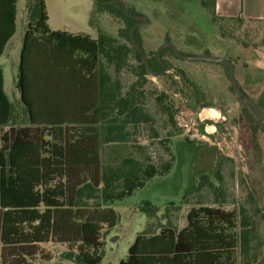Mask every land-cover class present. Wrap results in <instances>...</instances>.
<instances>
[{"label": "trees", "instance_id": "16d2710c", "mask_svg": "<svg viewBox=\"0 0 264 264\" xmlns=\"http://www.w3.org/2000/svg\"><path fill=\"white\" fill-rule=\"evenodd\" d=\"M216 1L201 0V5L209 10L223 36L233 22L264 21L243 14L220 16ZM17 3L0 0V57L16 33ZM114 5H118L115 13L131 29L136 20L120 3L101 6ZM27 7L15 83L25 105V125L16 126L0 67V264L50 261L51 254L41 247L48 242L66 246L60 253L64 260L100 264L103 234L119 221L107 199L131 194L157 171L147 166L140 178V164L134 158H124L119 165H103L102 127L107 141L122 142L129 124L137 128L151 120L133 95L136 84L123 93L120 81L111 76L107 66L114 65L119 71L126 63L124 58L135 49L140 56V76L149 70L133 45L118 52L110 45L111 38L104 37L107 48L102 36L52 30L45 0H27ZM128 10L137 14L131 7ZM136 39L139 42L137 35ZM168 51L178 57L170 47L161 51V57ZM226 58L236 68L235 61ZM158 63L155 56L149 58L151 67ZM258 70L263 73V69ZM176 71L186 81L185 72ZM197 97L194 94L191 99L196 101ZM255 101L264 112V92ZM162 109L168 125L178 130L176 110L166 103ZM249 109L251 129L264 132L254 110ZM170 166L166 164L165 171ZM256 209L259 211L258 206ZM154 214L148 210L149 216ZM260 253L257 226L248 208L229 211L199 206L189 210L181 229L167 222L158 232L137 234L118 264H264Z\"/></svg>", "mask_w": 264, "mask_h": 264}, {"label": "rangeland", "instance_id": "374dc122", "mask_svg": "<svg viewBox=\"0 0 264 264\" xmlns=\"http://www.w3.org/2000/svg\"><path fill=\"white\" fill-rule=\"evenodd\" d=\"M123 1L137 14L147 16L145 24L134 29L135 42L147 58L168 38L185 54L207 51L215 56L226 55L236 63L235 75L243 90L254 100H260L264 92V21L233 22L232 29L223 36L201 0ZM45 3L52 30L111 38L110 45L118 52L133 45L126 20L115 13L118 5L108 8L97 0ZM17 6L16 33L0 57V67L4 70L5 91L16 126H21L27 123V115L15 83L29 12L27 0H18ZM124 59L126 63L119 71L114 65H108L107 70L120 81L123 93L136 84L133 95L151 120L137 128L129 124L128 135L122 142L107 141L102 127L103 165H119L124 158H134L140 164V178L145 176L142 172L147 166L152 165L157 171L134 187L131 194L107 199L117 211L119 221L103 234L100 264H118L141 232H158L167 222L181 229L187 223L189 210L199 206L229 211H238L241 206L248 208L257 226L260 256L264 259V132L251 129V111L238 103L226 65L175 57L168 51L164 55L165 73L156 75L149 70L140 76L139 53L132 49ZM257 64L263 73L256 69ZM177 69L185 72L186 81ZM260 76L263 79L259 80ZM248 77L259 81L247 82ZM194 94L198 96L196 101L191 99ZM163 103L176 110L178 130L168 125ZM168 163L171 166L165 171ZM148 210L155 214L149 216ZM66 249L64 244H51L49 249L47 246L52 259L44 263L75 264L60 256Z\"/></svg>", "mask_w": 264, "mask_h": 264}, {"label": "water", "instance_id": "95a60500", "mask_svg": "<svg viewBox=\"0 0 264 264\" xmlns=\"http://www.w3.org/2000/svg\"><path fill=\"white\" fill-rule=\"evenodd\" d=\"M105 2H107V3H120L123 10L127 14H129L130 16H132L135 19H140L142 21L141 22L142 24H145V22L147 20V16H145V15H136V14L130 13L126 3L123 0H107ZM138 25L139 24L136 23L131 28V34H130L131 35V42L136 48H138L140 50V52L142 53L143 62L146 64L148 69H150L149 61H148V58H147V55H146L144 49L139 44H137L135 42V39H134V29ZM167 46L171 47L173 49L174 53L181 58L196 59V60H207V61L218 62V63H222V64L226 65L228 67V77H229L230 85L237 95L238 103L241 106H250L254 110L255 114L257 115L258 119L260 120L261 124L264 127V112L262 111L261 107L258 105V103L252 97L244 94V91L241 88V86H240V84L236 78V75H235V65L233 64V62L231 60H229L225 56H215V55H211V54H185V53L180 52V50L177 48V46L171 41H166L162 46H160L157 49V52H156L157 55L159 56L160 50L163 49L164 47H167ZM163 72H164V67L160 73H163Z\"/></svg>", "mask_w": 264, "mask_h": 264}, {"label": "crops", "instance_id": "0c3cea01", "mask_svg": "<svg viewBox=\"0 0 264 264\" xmlns=\"http://www.w3.org/2000/svg\"><path fill=\"white\" fill-rule=\"evenodd\" d=\"M216 13L220 16H238L239 14H243L245 17L248 18H257V19H264V0H217L216 1ZM208 54V53H203ZM225 56L226 55H221ZM256 69H262L261 66L258 64L256 65ZM256 78V77H255ZM253 78L256 80L258 78ZM248 79L252 81V78ZM56 243L48 242L42 243L41 247L44 249L46 253H50L46 250L47 246ZM52 256V255H51ZM38 264V263H37ZM39 264H45L44 262H39Z\"/></svg>", "mask_w": 264, "mask_h": 264}, {"label": "flooded vegetation", "instance_id": "af4514ba", "mask_svg": "<svg viewBox=\"0 0 264 264\" xmlns=\"http://www.w3.org/2000/svg\"><path fill=\"white\" fill-rule=\"evenodd\" d=\"M98 1V3L100 4V5H106V4H110V3H107V2H105V1H107V0H97ZM136 15H139V14H136ZM136 20V22L134 23V25L136 24V23H138L139 25L140 24H142L141 22V20L140 19H135ZM138 21V22H137ZM133 25V26H134ZM166 41H170L169 40V38L166 40ZM133 47H135L134 45H133ZM169 46H167V47H164L163 49H166V48H168ZM136 48V47H135ZM171 48V47H170ZM139 52H140V50L138 49V48H136ZM163 49H161L160 50V53H161V51L163 50ZM173 50V49H172ZM156 52H157V50H156ZM155 52V54H153L152 56H148V61H149V58L152 60V58H154V56L157 58V60H158V66H156L155 65V67H151L150 66V69H148V70H150L151 72H153L154 74H156V75H162L163 73H165L166 72V61L164 62L163 60H161V58H164V56L163 57H161V55H160V53H159V56L157 55V53ZM140 54H141V56H142V53L140 52ZM160 58V59H159ZM163 67H164V72L163 73H160L162 70H163ZM258 74V73H257ZM244 91V90H243ZM244 94H246V95H248L247 93H246V91H244ZM249 96V95H248ZM241 106V105H240ZM242 107H250V106H242ZM242 117V116H241ZM243 118V117H242Z\"/></svg>", "mask_w": 264, "mask_h": 264}]
</instances>
